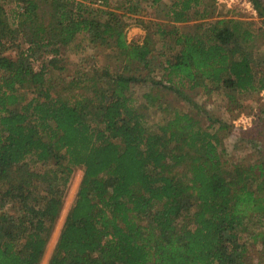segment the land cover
I'll return each mask as SVG.
<instances>
[{"label": "trees", "instance_id": "16d2710c", "mask_svg": "<svg viewBox=\"0 0 264 264\" xmlns=\"http://www.w3.org/2000/svg\"><path fill=\"white\" fill-rule=\"evenodd\" d=\"M8 1L0 0V264L41 263L76 168L82 179L46 264H247V245L264 244L263 161L225 171L217 148L225 126L211 134L179 111L149 123L136 109L132 87L163 89V80H150L153 51L126 42L119 13L136 17L138 2L156 10L162 0H128L118 14L89 8V0H52L60 11L53 26L40 21L38 0H10L13 29ZM74 1L76 14L67 9ZM250 2L264 18L261 2ZM213 5L175 0L166 10L173 23H200L193 33L171 34L177 51L165 58L162 77L175 89L199 77L217 89L259 91L260 64L246 47L253 32L238 34V20H215ZM12 33L27 45L14 58L3 54ZM81 34L108 43L123 72L135 66V73L71 102L51 94L46 68L36 70L31 59L40 51L56 57ZM143 98L157 105L152 94ZM27 160L39 171L29 172Z\"/></svg>", "mask_w": 264, "mask_h": 264}, {"label": "rangeland", "instance_id": "374dc122", "mask_svg": "<svg viewBox=\"0 0 264 264\" xmlns=\"http://www.w3.org/2000/svg\"><path fill=\"white\" fill-rule=\"evenodd\" d=\"M127 1L107 0L106 5H104L103 0H100L99 4H96L94 0H89L88 2L85 1L84 4L102 12L118 14L121 12L119 9L129 3ZM204 1L214 3L210 12L212 13L211 17L215 20H238L242 22L236 28L238 34L243 29L253 32L254 38L246 43V47L260 64L262 88L257 92L239 94L223 88L217 89L209 80L197 77L196 82L188 83L186 81L181 86H177L178 89H175L174 83H169L164 79L165 77H162L165 58L177 51V46L174 44L176 35L171 34L174 32L178 34L193 33L200 21L190 19L187 23H173L170 17L165 16V12L175 0H162L160 7L156 10L151 9L147 3L138 2L140 14L138 13L136 17L135 15L125 16V14L119 13L125 25V40L127 43L136 45L148 44L153 51L150 80L157 82L163 80L164 88L153 89L152 86L143 87L135 84L131 92L136 98V109L145 114L149 123L161 122L172 112L179 111L195 119L203 131L211 134L217 132L221 126H225L223 130L217 132V148L221 157L222 168L225 171L231 170L233 166H253L261 161L264 163V18L257 15L250 0ZM259 1L264 7V0ZM38 5L40 6L39 16L45 14V19L40 21L53 26L60 14L59 8L52 4V0H38ZM67 9L76 14V2L69 4ZM5 11L8 24L13 29L16 11L13 1L9 0L6 3ZM97 19L103 21L105 16L99 15ZM38 22L39 20L35 21L36 24ZM9 36L11 45L6 48V51H3V54L14 58L18 53L25 50L27 45L22 41L20 34L12 33ZM53 49L54 46H50L44 50L50 52ZM55 55L56 57H47L42 51L35 52L31 60L36 70L41 67L46 68L45 79L54 87L51 94L71 102H75L79 98L91 97L93 91H102L104 90L103 87L108 88L111 84L109 81L115 75L131 76L135 73V66L130 67L132 72L129 73L128 70L123 72L124 62L109 47V44H92L90 36L87 34L77 36L66 46H58V53ZM84 75L85 78L92 81L76 84L75 80L83 79ZM90 76H93V79H90ZM21 93L24 94L25 101L31 97V92L27 89H23ZM144 94L155 96L158 99L157 105L153 107L147 105L148 103L143 98ZM211 124L212 129L209 128ZM26 164L29 166V172L39 171V167L32 161L27 160ZM81 179L82 169H74L65 189L62 211L40 264H46L53 251ZM41 185L42 183L40 187ZM41 189L39 188L38 191ZM4 212L13 214L9 207ZM247 246V264H264V244L256 242Z\"/></svg>", "mask_w": 264, "mask_h": 264}, {"label": "built area", "instance_id": "2783aa9c", "mask_svg": "<svg viewBox=\"0 0 264 264\" xmlns=\"http://www.w3.org/2000/svg\"><path fill=\"white\" fill-rule=\"evenodd\" d=\"M100 2L99 1H97V3L96 4H99Z\"/></svg>", "mask_w": 264, "mask_h": 264}]
</instances>
